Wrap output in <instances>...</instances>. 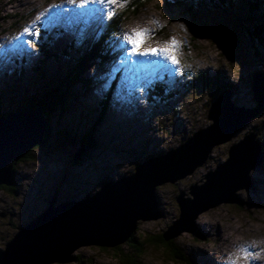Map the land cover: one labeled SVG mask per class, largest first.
I'll use <instances>...</instances> for the list:
<instances>
[{
	"label": "rangeland",
	"instance_id": "1",
	"mask_svg": "<svg viewBox=\"0 0 264 264\" xmlns=\"http://www.w3.org/2000/svg\"><path fill=\"white\" fill-rule=\"evenodd\" d=\"M133 1L138 2L127 0L122 7L113 5L99 11V5L71 9L64 0H0L3 111L17 109L29 90L30 96H35L57 87L66 89L69 84L63 80L78 69L76 58L103 37L98 43L101 57L90 60L70 83L78 99L69 103L61 120H54L48 144L12 162L13 188L0 186V250L18 227L44 211L53 197L61 201L86 199L108 182L129 177L138 166L179 148L194 132L211 124L209 108L227 90L235 104L257 105L252 74L258 67L264 68V47L260 55L254 53L248 37L255 20L260 22L264 14V0H217L215 4L199 0L200 9L194 11L192 0H151L125 21L123 12L132 13L127 8ZM254 3L258 8L253 9ZM113 12L109 18L107 14ZM73 17L76 23L90 25L77 28ZM143 22L151 33L146 47L162 46L172 38L179 42L178 65L155 56H127L130 45L123 47L119 38L132 28H141ZM25 28L32 34L25 33ZM47 49L59 57L47 58ZM215 82L221 83L218 88ZM103 121L106 126L99 129ZM58 130L71 142L56 144ZM252 131L263 143L264 111L231 141L215 146L209 159L193 173L159 185L156 214L161 212V216L138 222L133 235L139 243L152 242L170 231L180 217L177 197L182 192L192 196L191 186L204 183L210 171L227 161L231 145ZM88 138L96 141L90 142L85 155L75 162L74 154ZM249 177L253 187L237 192L243 203H222L200 213L194 231L174 238V245L190 256L193 264H214L203 248L214 252L217 264H264V162L251 170ZM237 238L242 242L234 243ZM132 245L126 241L116 247L83 246L76 250L75 261L66 264H123L118 249L130 255L135 250ZM244 256L247 258H240ZM135 264L181 263L169 259L165 246L152 244Z\"/></svg>",
	"mask_w": 264,
	"mask_h": 264
},
{
	"label": "water",
	"instance_id": "2",
	"mask_svg": "<svg viewBox=\"0 0 264 264\" xmlns=\"http://www.w3.org/2000/svg\"><path fill=\"white\" fill-rule=\"evenodd\" d=\"M252 92L257 105L247 108L235 104L227 90L209 108L210 125L159 160L138 166L129 177L108 182L96 195L62 201L53 197L44 211L18 227L0 250V264H66L75 261L76 250L83 246L116 247L128 241L140 220L160 218L161 212L156 214L159 185L193 173L209 159L215 146L231 141L264 111V68L258 67L252 74ZM46 124L44 114L34 108L0 117V186L13 184L12 162L25 158L44 141ZM85 153L83 146L73 160L78 162ZM228 153L227 161L210 171L204 183L191 186L192 196L182 192L177 197L180 217L163 233L167 240L194 231L198 215L212 207L243 203L237 192L253 187L249 174L263 164L264 148L252 131L231 145Z\"/></svg>",
	"mask_w": 264,
	"mask_h": 264
},
{
	"label": "trees",
	"instance_id": "3",
	"mask_svg": "<svg viewBox=\"0 0 264 264\" xmlns=\"http://www.w3.org/2000/svg\"><path fill=\"white\" fill-rule=\"evenodd\" d=\"M138 1L137 3L135 1H133V3L129 5V7L127 8L128 10H131L132 13H129L128 11H124L123 15H126V19L130 18L132 15H135L138 11H140V8L143 7L146 3H149L151 0H136ZM146 1V3H145ZM192 0L190 2V8L191 10H197L200 9L199 8V0ZM224 1V0H222ZM236 1V0H235ZM242 1V0H240ZM144 2V3H143ZM210 2H213V4L219 2L217 0H213ZM234 2V0H233ZM206 3V2H204ZM253 9L257 7L256 3L252 4ZM258 8V7H257ZM251 10V9H250ZM251 15V14H250ZM260 22L258 20L256 21V24L254 29L252 31H249V39L251 40L252 44H253V52L254 53H258L259 55L261 54V48L264 47V14L263 16L259 19ZM103 41V37L100 38L99 42H96V45L92 46L91 49L88 51V53H86L85 55L76 58L77 59V63H76V67L78 68L76 70L75 73L71 74L70 77H66L64 78V82H66V84H69V86L62 90L63 88H56L57 90L53 89L51 91H46L43 94L42 93H37L35 96H30L29 92L30 90L26 93V95L24 96L23 101L20 103V106L15 109L14 111H3L2 110V106H3V101H4V97L6 95H3V92L0 91V117L1 116H6L9 115L11 113L16 112L17 110L20 109H28V108H34L40 112H42L44 114V116L46 117V135H45V139L43 142L39 143L37 147H41L44 146L45 144L47 145L48 141L51 139V137L53 136V130H54V124L55 121L54 120H61L63 118V112L64 110L67 108V106L69 105L70 102L73 101H77L78 97L76 95H74L70 89V83L75 80V78H77L79 71H83L86 69V67L88 66L89 61L95 59L97 56L101 57L102 52L100 50V46H98L101 42ZM45 54L47 56V58H58L59 54L56 52H53L51 49H47L45 50ZM47 58H45L47 60ZM83 85H86V82H84L83 79ZM218 82H215V86L218 88L219 87ZM226 86V85H224ZM17 88L15 86H12V88ZM227 87V86H226ZM41 91V90H40ZM106 105H103V108H105ZM61 126L63 127V125L61 124ZM99 126V125H98ZM64 128H66L64 126ZM68 130V129H67ZM69 131V130H68ZM57 134L59 135V137H57L55 139V143L56 144H63L61 143V141H65L64 144H66V141H70L71 140L69 138H67L66 136H62V132L61 131H57ZM84 141L82 142V144H84V146L90 147L88 144L90 142L95 143V138H88V139H83ZM262 147L264 148V142L262 143ZM31 151L28 152L27 157H29L31 155ZM16 179V178H15ZM2 188H7L6 186H3ZM13 187L9 186L7 189H12ZM66 198H63L62 200H64ZM16 227V226H15ZM14 233L12 234V236H10V239L13 237ZM157 239H153L152 242H149V240L143 241L142 243H139V241L136 239L135 235H133L128 241H131L132 243H134V245H132V247L135 249L134 252L131 251L130 255H128V253H126L122 248L118 249L120 250L121 256L120 260L121 262H123V264H135V260L142 256V254L145 253V250L147 249V246L155 244V245H163L166 248V253L169 257L170 260L174 261V262H178L181 264H193V261L191 260L190 256L186 255V253H181L179 248L177 247V245L175 246L174 244H176L175 239H171V240H167L164 236V234H160L156 237ZM7 239V242L10 240ZM151 240V239H150ZM156 241V242H155Z\"/></svg>",
	"mask_w": 264,
	"mask_h": 264
},
{
	"label": "snow or ice",
	"instance_id": "4",
	"mask_svg": "<svg viewBox=\"0 0 264 264\" xmlns=\"http://www.w3.org/2000/svg\"><path fill=\"white\" fill-rule=\"evenodd\" d=\"M65 3L73 7L86 8L89 5H99L101 6L99 11H103L104 8L109 6L118 5L124 6L127 0H64ZM110 18L115 13L107 14ZM39 19V17H37ZM153 24H159V21H151ZM24 32L31 35L32 33L28 28L24 29ZM124 43L130 45V49L127 51V56L129 57H147L155 56L163 58L169 61L173 65H178L180 63L178 59L179 42L172 38L170 41L165 42L162 46L158 47H146L148 39H151V33L148 28H134L129 33H124L122 37ZM243 251V250H242ZM246 259L247 257H240Z\"/></svg>",
	"mask_w": 264,
	"mask_h": 264
},
{
	"label": "bare ground",
	"instance_id": "5",
	"mask_svg": "<svg viewBox=\"0 0 264 264\" xmlns=\"http://www.w3.org/2000/svg\"><path fill=\"white\" fill-rule=\"evenodd\" d=\"M13 3H15V2H13ZM63 7V6H62ZM17 8V7H16ZM21 9V8H20ZM19 9V10H20ZM67 9V8H66ZM71 9H76V7H73V8H71ZM17 10V9H16ZM34 10V9H33ZM95 11V10H94ZM65 12H69V11H67V10H65ZM60 18V17H59ZM61 19V18H60ZM102 20V19H101ZM70 21H71V19H70ZM73 22H74V26L75 27H77V28H81V27H83V28H86V27H88L89 25H90V23H85L84 22V24H81V23H76L75 22V17H73V20H72ZM90 22H91V20H90ZM70 24V26H71V23H69ZM72 25H73V23H72ZM64 27V26H63ZM140 28V27H139ZM141 28H148V26H147V24L145 23V22H143L142 23V27ZM64 29V28H63ZM129 29V28H128ZM132 29H134V28H132ZM131 29V30H132ZM149 29V28H148ZM131 30H129V32H131ZM61 32H63V30H61ZM121 36V35H120ZM122 37L123 36H121L120 38H119V40L123 43V47H125V46H129V45H127L126 43H124V41H123V39H122ZM68 39V38H67ZM149 45V44H148ZM155 47V46H154ZM123 51V50H122ZM123 60V59H122ZM129 60V59H128ZM126 61V63L127 62H129V61ZM122 69V68H121ZM111 71V70H110ZM119 84V83H118ZM123 89V88H122ZM200 99V98H199ZM117 101V100H116ZM134 103V101H132V104ZM133 105H131V107H132ZM130 113V112H129ZM128 113V114H129ZM199 114V113H198ZM106 119H107V116H104V121H106ZM104 121L102 122V125H99L98 127H99V129H102L104 126H106V123L104 124ZM195 133V132H194ZM98 135L100 136V134L98 133ZM184 193H186V192H184ZM233 242L234 243H241L242 242V240L241 239H239V238H237V239H235V240H233ZM203 250V253H204V255L206 254V256H207V259L208 260H210V262H212V263H214V264H217V262H216V259H215V255H214V252H209V250L207 249V248H203L202 249ZM220 259H221V262H223V259L220 257Z\"/></svg>",
	"mask_w": 264,
	"mask_h": 264
}]
</instances>
